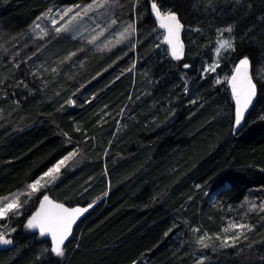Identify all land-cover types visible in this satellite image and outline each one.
I'll list each match as a JSON object with an SVG mask.
<instances>
[{"label":"trees","instance_id":"16d2710c","mask_svg":"<svg viewBox=\"0 0 264 264\" xmlns=\"http://www.w3.org/2000/svg\"><path fill=\"white\" fill-rule=\"evenodd\" d=\"M88 2L0 0V195L76 151L43 191L71 207L95 202L59 258L46 251L50 237L24 226L39 206L43 192L37 194L10 220L19 250H0V264H264V213L251 214L255 230L236 249L220 248L214 238L208 242L216 251L200 249V233L192 231L223 238L234 209L249 197L264 200V120L257 118L264 76L255 75L257 62L264 68V0H244L248 7L214 0L223 11L209 15L192 9V0H164L177 5L185 25L180 60L165 53L166 44L155 47L162 31L152 0H138L135 11L134 0H121L119 19L136 21L134 49L125 43L59 64L86 46L51 33L20 50V37L48 9ZM228 25L235 26L225 37L236 38V51L222 53L216 72L204 73L215 59L216 29ZM197 27L202 31L191 30ZM243 56L252 62L257 96L251 118L234 127L231 85L214 78L230 76Z\"/></svg>","mask_w":264,"mask_h":264},{"label":"snow or ice","instance_id":"6c2138e0","mask_svg":"<svg viewBox=\"0 0 264 264\" xmlns=\"http://www.w3.org/2000/svg\"><path fill=\"white\" fill-rule=\"evenodd\" d=\"M138 0L133 2V11H135ZM234 7H248L244 4V0H232ZM191 8L194 10H202L205 15L218 14L222 12V8H218L214 0H192ZM125 4L121 0H90L86 4L75 3L69 6L54 9H48L47 12L37 18L32 25V31L37 34L40 39L49 36V26L52 32V38L55 39L61 34H65L67 38L79 40L87 45L94 46V50L98 52H111L114 48L121 44L128 43L130 48L135 47L140 41H133L132 38L137 35L136 21L125 23L119 19V13L124 9ZM177 5L164 3V0H152L151 11L158 22V26L165 30V34L161 39V43L169 46L165 49V53L176 60L182 59L184 55V45L180 40V33L184 30L185 25L181 23V17L177 11ZM234 25H228L223 28L216 29L218 39L215 44L213 55L215 59L204 70V73H214L220 67V59L222 53L230 54L236 51V38L229 35L225 37V33L231 34L234 31ZM196 32L202 31L197 27L191 29ZM87 33V35H86ZM104 38L101 40V38ZM99 41V43H98ZM130 42V43H129ZM160 48V43L155 45ZM88 49L77 48L69 51L58 63L66 64L73 61L80 53L87 54ZM18 55V53H17ZM31 59V57H29ZM79 63H83L82 60ZM14 67H19L15 64ZM40 67H43L41 65ZM184 68L190 67L187 63ZM135 68L133 64L132 71ZM47 71V69H45ZM52 72L59 74V68H52ZM39 69H37V73ZM37 73H33L36 75ZM257 79L264 76V70L257 62L255 72ZM215 83H228L231 85V92L235 100V119L234 127H241L245 121L246 114L251 118L250 108L253 107V101L257 96V85L254 82L252 73V62L248 56H243L238 60L233 68L230 76L224 77L223 80L219 76L215 77ZM4 80L0 79V84ZM22 83V82H21ZM19 86V85H17ZM27 87L26 85H24ZM187 91V89H185ZM195 102V101H193ZM18 103V101H17ZM73 103V101H69ZM258 119L264 120V114H258ZM76 131H80L79 128ZM65 135H67L65 133ZM78 153L70 152L59 160L53 167L35 178L32 182L27 183L22 189L14 190L5 195H0V246H3L9 252H17L19 245H14L12 233L16 232L15 227H10V220L23 215L24 207L33 199L34 196L43 192L38 209L31 214L25 223V228L33 231L37 237H50L51 247L46 251L54 254L55 257L63 258L65 256V242L72 236L73 226L80 220L85 213L94 207L95 202H90L83 207H66L63 203H57L50 199L45 189L56 183L60 178L61 168L66 165L67 161L73 160ZM106 196L107 193H104ZM243 214L239 219H227L221 232L225 235L221 238L219 233L210 235L207 232H201L199 227L193 228L192 231L200 233L195 243L200 249L212 248L217 249L208 241L213 238L220 241V248H237V242L241 240L247 241V233L255 230V225L250 224L247 216L250 213H264V200L257 203L255 200H245L240 205ZM251 248L252 245H247ZM244 249H238V253H242ZM39 258V257H38ZM210 259V258H209ZM136 264V262H134ZM198 264H203V259L198 260Z\"/></svg>","mask_w":264,"mask_h":264},{"label":"rangeland","instance_id":"374dc122","mask_svg":"<svg viewBox=\"0 0 264 264\" xmlns=\"http://www.w3.org/2000/svg\"><path fill=\"white\" fill-rule=\"evenodd\" d=\"M68 6V5H67ZM60 7H65V6H57V7H54V8H52V9H56V8H60ZM37 21V20H36ZM35 21V22H36ZM128 22H130V21H128ZM128 22H125V23H128ZM34 24V23H33ZM32 24V25H33ZM32 25L29 27V29L20 37V39H21V41H22V47H20V50H22V48H24V47H26V44H28L29 42H31L32 40H34V39H38L39 37L37 36V34L35 33V32H33L32 31ZM159 27V26H158ZM160 29V28H159ZM161 31H162V33L161 32H159V33H157V37H158V40H159V43H160V45L162 46V44L163 43H161V39H162V37H163V35L165 34V32L162 30V29H160ZM52 32H51V29H50V26H49V34H51ZM86 35H87V33H86ZM46 38V37H45ZM104 38L102 37L101 38V40H103ZM132 40L133 41H136V36L135 37H133L132 38ZM98 43H99V41H98ZM130 43V42H129ZM128 44V43H127ZM84 45L86 46V48L88 49V51H90V52H98V51H95L94 50V46H92V45H87V44H85L84 43ZM24 46V47H23ZM168 46V45H167ZM168 48H169V46H168ZM262 70H264V68H262ZM62 169V168H61ZM247 200H255L257 203H259L260 201L259 200H257L256 198H253V197H249ZM234 211H236V216H237V220L239 219V216L241 215V214H243V209H241L240 208V206H238L236 209H234ZM251 214H254V213H250L248 216H247V220H248V222H249V219H250V216H251ZM232 219H234V218H232ZM3 223V221H0V224H2ZM10 226V225H9Z\"/></svg>","mask_w":264,"mask_h":264},{"label":"water","instance_id":"95a60500","mask_svg":"<svg viewBox=\"0 0 264 264\" xmlns=\"http://www.w3.org/2000/svg\"><path fill=\"white\" fill-rule=\"evenodd\" d=\"M156 20V19H155ZM156 23H157V25H158V22L156 21ZM161 29V28H160ZM164 32H165V30L164 29H162ZM182 33H183V30L181 31V33H180V40L183 42V39H182ZM183 45H184V42H183ZM256 99V98H255ZM255 99H254V101H253V104H254V102H255ZM251 109V108H250ZM50 199H52V198H50ZM53 200V199H52ZM53 201H55V200H53ZM55 202H57V201H55ZM57 203H60V202H57ZM65 205V204H64ZM66 207H70L71 208V206H67V205H65ZM39 207V206H38ZM76 207V206H75ZM79 207H83V206H79ZM38 209V208H37ZM88 215V213H85L84 214V216H82L81 218H80V220H78L77 221V223H76V225H74L73 226V233H72V236L71 237H69V240L68 241H66L65 242V246L70 242V240L73 238V236H74V232H75V229H76V227L86 218V216ZM6 248H4L3 246H0V250H5Z\"/></svg>","mask_w":264,"mask_h":264}]
</instances>
